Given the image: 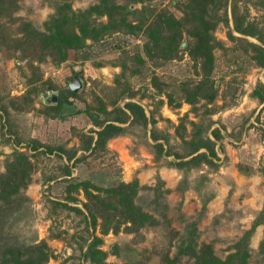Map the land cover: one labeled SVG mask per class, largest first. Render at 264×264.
Instances as JSON below:
<instances>
[{
  "label": "rangeland",
  "instance_id": "1",
  "mask_svg": "<svg viewBox=\"0 0 264 264\" xmlns=\"http://www.w3.org/2000/svg\"><path fill=\"white\" fill-rule=\"evenodd\" d=\"M189 1L0 0V232L9 242H46V264H200L206 245L221 261L241 252L264 264V0ZM66 5L94 39L72 17L59 19L71 46L54 37L51 17ZM234 5L246 34L234 30ZM111 8L118 29L103 28ZM155 19L168 27L149 31ZM204 29L209 50L193 39ZM127 102L147 124L117 123L120 135L84 153L81 134L121 117ZM206 138L212 163L195 157L205 149L193 154ZM34 141L43 147L31 150ZM111 188L120 190L103 192Z\"/></svg>",
  "mask_w": 264,
  "mask_h": 264
},
{
  "label": "trees",
  "instance_id": "2",
  "mask_svg": "<svg viewBox=\"0 0 264 264\" xmlns=\"http://www.w3.org/2000/svg\"><path fill=\"white\" fill-rule=\"evenodd\" d=\"M135 1L144 2L145 0H135ZM209 1L210 0H190L189 6H191V8H195L196 6H199L201 4L208 5ZM115 11H116V8L106 9L103 11V13L107 15L108 17V23L103 25L104 29H109V27H114L115 29L120 28L121 21L117 17V14ZM63 17L73 18L74 23L79 28L81 35L83 36L84 39L85 38L86 39L95 38L97 30L94 27L90 28V25H87V23L82 24L80 21L81 18H79V15L75 13V11H72L71 8H69L67 5L66 7L65 6H62L61 8L58 7L56 9V13L53 14V16L51 17L52 18L51 21L56 27V33H57L54 35V37L56 39L59 38V40L62 39V41H64L67 44L66 47L71 46V43H73L74 41V36L71 33H69L66 30V28L59 22V19ZM161 17L162 16H158L157 18H161ZM162 24L165 26L167 25L168 27V24L167 23L164 24L163 20L155 19L150 23V25H148L147 29L149 31H154V28H157L155 29V31H159V27L160 29L163 27ZM233 26L236 32L241 33V34H246L245 30L242 28L243 21L238 15V8H236V5L233 6ZM208 30L209 29H204V32H205V34L203 33L204 36L202 33L197 34L198 37L194 35L193 39H195V44H197L196 45L197 48H201L202 46H204L208 50L209 48L211 49V46H209L210 34L207 32ZM193 42H191V46L193 45ZM260 50L264 57V48L260 47ZM6 113H7V109L5 105L3 104L2 100L0 99V122L2 123L3 129H5L6 127V124H5L6 123L5 122ZM120 113H121V117L116 118L111 123H101V122L95 121L94 125L98 127L99 130L92 129L89 132V134L87 133L81 134V140L83 142L82 150H84V153L90 152V154L92 153L94 154L100 151V149L105 148L106 142L108 140L115 138L116 136L120 135L124 131V128L119 124L127 123L131 118H133V120L135 121H144V124H147V117L144 112V109L140 105L134 102H127L124 108L120 109ZM88 114L94 118V116L91 115V113L88 112ZM212 135L214 138L220 140L218 130L214 129L212 131ZM152 139L155 142L159 141V138L157 136H152ZM214 146H215V143L210 138H206L205 140H201L200 143L196 145L193 154L199 152L201 149H205L206 152L198 153L197 156L195 157L204 158L206 162L212 163L213 159L216 156ZM41 147H43V144L34 141L31 143L30 149L39 150ZM157 147L160 149L161 154L165 153L167 156L172 155L168 151L165 152L163 144L158 143ZM220 147L222 148V144L220 145ZM53 152L54 151L52 148L48 146L45 147V153H53ZM59 152L62 155L65 154V151L63 149H59ZM76 155H77V151L68 155L67 161H72L76 157ZM86 157L87 156L85 154H82L80 157L75 159L74 164L84 161ZM175 157L177 159L184 158L183 156H180V155H175ZM187 163H188L187 161L186 162L185 161L175 162V165L183 166V165H186ZM66 172H67V175H71V169L68 165L66 166ZM126 188H129V186H126ZM118 190L120 189L111 188V189H106L103 192L109 193L111 195H115ZM87 194H89V192H87ZM90 198L91 199L94 198L98 202L102 201L101 205H105L104 201L100 199L101 197L98 196V194L92 193ZM59 205L66 207L68 209L71 208L74 211L84 214V212L79 207H72L65 203L63 204L61 203ZM85 208L89 211V218L91 219L90 223L95 225L96 220H97L95 215L93 214L89 206H85ZM85 217L87 220L88 216L85 215ZM104 217H106V214L104 215ZM9 241L10 240L5 238L4 235H2V233L0 232V264H46L49 258V255H48L49 247L46 244V242L43 241L41 243L40 242L35 243L29 247H23V246L16 247L15 244ZM85 256L87 257V255ZM197 259L200 264H246V256L244 253H241V252L230 256L226 261L219 260L214 255V251L210 245H206L203 247L202 251L197 255Z\"/></svg>",
  "mask_w": 264,
  "mask_h": 264
},
{
  "label": "water",
  "instance_id": "3",
  "mask_svg": "<svg viewBox=\"0 0 264 264\" xmlns=\"http://www.w3.org/2000/svg\"><path fill=\"white\" fill-rule=\"evenodd\" d=\"M79 88H81V82H80L79 79L76 77L74 83H72V84L70 85V89H71L72 91H78ZM53 100L56 102V101L58 100V98H57V97H53Z\"/></svg>",
  "mask_w": 264,
  "mask_h": 264
}]
</instances>
